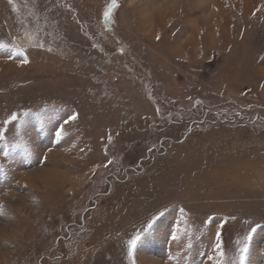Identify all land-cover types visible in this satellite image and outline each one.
<instances>
[{"label":"rangeland","instance_id":"1","mask_svg":"<svg viewBox=\"0 0 264 264\" xmlns=\"http://www.w3.org/2000/svg\"><path fill=\"white\" fill-rule=\"evenodd\" d=\"M110 1L0 0V264H264V0Z\"/></svg>","mask_w":264,"mask_h":264},{"label":"snow or ice","instance_id":"2","mask_svg":"<svg viewBox=\"0 0 264 264\" xmlns=\"http://www.w3.org/2000/svg\"><path fill=\"white\" fill-rule=\"evenodd\" d=\"M111 7H116L115 0H113V3L111 5ZM108 15H109V13L105 12V16H108ZM16 119H17V116L13 115L10 118V120L7 121L6 123H10L11 121H15ZM4 139H5L4 132L0 131V141H3ZM137 239H139V237H137ZM135 244H136V240L131 241V245L133 247H135ZM247 251H248L247 246H245L244 248L241 249V252H240V255H239V264H245ZM220 255L222 256L223 253H220Z\"/></svg>","mask_w":264,"mask_h":264},{"label":"bare ground","instance_id":"3","mask_svg":"<svg viewBox=\"0 0 264 264\" xmlns=\"http://www.w3.org/2000/svg\"><path fill=\"white\" fill-rule=\"evenodd\" d=\"M60 174L59 173H56L55 171H53V172H50L48 175H47V178L44 180V181H41V183H42V185H46V186H48V187H50V188H53V187H55V186H57V183L55 182V179L57 180V181H59V176ZM63 181V180H62ZM61 183V182H60ZM64 183V182H63ZM58 185H60V184H58ZM62 186V185H61ZM64 187V186H63ZM62 187V188H63ZM55 188H57V187H55Z\"/></svg>","mask_w":264,"mask_h":264},{"label":"trees","instance_id":"4","mask_svg":"<svg viewBox=\"0 0 264 264\" xmlns=\"http://www.w3.org/2000/svg\"><path fill=\"white\" fill-rule=\"evenodd\" d=\"M110 10H111V8H110ZM111 12V11H110Z\"/></svg>","mask_w":264,"mask_h":264}]
</instances>
